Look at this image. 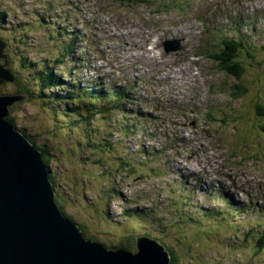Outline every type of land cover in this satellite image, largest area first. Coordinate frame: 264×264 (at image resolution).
Segmentation results:
<instances>
[{
    "label": "rangeland",
    "instance_id": "1",
    "mask_svg": "<svg viewBox=\"0 0 264 264\" xmlns=\"http://www.w3.org/2000/svg\"><path fill=\"white\" fill-rule=\"evenodd\" d=\"M51 1L54 3L55 9L59 10V12L61 13V15L59 14L60 16H62L61 18L58 14H49L47 12L32 14L31 10H36L40 8L41 5L43 6L44 4H46L44 3L45 0H0V31L6 33L7 30H9V33H13V35L15 33L19 34L22 38L19 40L27 45L26 49L24 50L16 49V47H13L12 58L14 63L12 64V70L8 66L6 60L0 58L4 63L2 64L0 60V80H4L3 84L8 82L6 81L8 75L5 70L1 68V66H6V69L13 74L12 76L15 77L14 73L15 71H17L16 68L23 69L22 64L24 63H20V60L23 56H25L26 59H31L33 62L37 63H42V61L44 60L48 61V58L50 57L48 51V49L50 48V41L46 36L50 34L51 31L41 26L42 16L48 18L51 21L52 25L59 29L64 28V26H68L70 27V31H72L73 25L81 28L83 30V39L86 35V28L91 29V31L93 30L94 34L91 33V35L89 36L91 42H96L103 47H105L106 44L111 41V31H106L97 27L95 21H92L91 18L93 16L95 18L101 17H99L97 14L93 15L88 7H84L82 10L83 13L78 15H70L67 11H65L67 10V8H69V6H71L70 4L67 5V3H65L66 1L77 2L78 0H58V2H56L55 0ZM165 1L166 0H156V12L159 10L160 5ZM189 1L192 7H196L195 10L206 8L207 0ZM217 1L223 3V6H230L232 4L230 0ZM236 2H238V4L243 7H246V0H236ZM106 4H108L109 8L114 11V13L117 14L119 18L123 19L125 23L135 22V18L146 17V15L142 16V14L148 12L145 6H129L130 3H126V1L124 4H121V7L123 8H115L116 5L120 6V4L116 0H109L106 2ZM15 7L17 8L14 12L13 10ZM263 8L264 7H260V10L264 11ZM26 9H28L27 12H25ZM179 9L183 10V6H180ZM244 9L246 8H243L242 10ZM168 10L169 9L161 10L159 15L156 13L155 15L158 16V22L156 21V19L153 22L154 25H159L161 30L157 32V35L163 38V40L170 38L173 32L178 31L181 28L177 27L178 20L181 18H185V15L183 13L178 12L173 14V17L176 18L175 20L169 12L164 14ZM125 12L135 18L127 17L125 15ZM159 17L163 19L171 17L176 21V23L172 20H165L168 21L167 24L170 26L162 25V23L160 22L162 19L160 20ZM57 18H60L61 21H56ZM84 19L87 21V25L83 23ZM251 21L256 20L237 23L235 27H240V29L234 28L233 33L236 34L239 32V38L243 39V37L245 36V32H247L246 26ZM97 23L98 25H101L102 21L98 20ZM136 25L143 29H147L149 27V23L147 20H145V23H136ZM187 28L191 31L190 25L188 23L183 26V29ZM213 29L218 30V27L214 26ZM225 38L226 36L224 35L217 48V51L221 47L224 48L222 41H224ZM189 40L190 39H188V42ZM248 43L254 46L249 37ZM129 44L130 43H127V46H129ZM135 46H137V44ZM86 50L89 52L88 48H86ZM249 52L251 53L252 50H249ZM221 56V60H216L215 62L212 61L215 67H208L207 65L204 66L206 70H209L211 72L209 73V75H211L216 82H220L222 80L226 81V91L230 93L232 98V100L229 101V104L224 113V118L228 117L229 123L221 124L219 126V133L224 139L227 140L228 138H230L231 140H233L235 135H238V137H245L246 129V132L249 135V139L251 141V144L250 146H248L247 151L249 159L245 162L244 165H226L220 158V156H216V152L214 150L210 149L205 145V143L198 139L194 144H192V142L187 139L189 142V146L183 147V150L186 153L187 164H190L191 159H193V153H196V160L192 161L193 165H190V167L193 166L196 171H199V173L201 174L200 176L205 177L209 184L213 183L215 186L222 185L223 188H227L235 195L236 200L239 201L241 205L251 210L248 214L252 217V219H248V221L241 227V229H232L229 227L228 223L223 225L217 223L222 232V235L219 234L218 227L213 224L215 222L210 219H206L203 216L202 210L204 208L202 206V199L199 195H191L187 191H183L181 194H175L170 191L172 187L169 181L165 178L170 174L171 168H179V160L176 156H172L171 154L169 155V153L165 151H154L156 147V141L155 139H152V135L147 131H143L140 136H135L134 133L130 131L125 125H122L119 130H116L112 128L110 124L102 120L104 123L96 122L94 124V128H96L94 135H89L87 137L85 133H89L88 130H85L81 133V135L84 136L85 140H90L93 137H97L107 149L106 157L111 163H113L116 158H119V161L115 162L114 165L120 164L123 158L130 157L131 162L134 159L136 161L137 168H135L134 170L136 171L137 177L140 175V173H142L141 171H145V169L150 171L152 175H160L162 177L158 178L157 180L153 179L151 183L149 182L148 186L150 188V191L149 189L145 188V190L140 193L139 196L149 199V203L150 199H153L155 197L165 198V202L170 203V206L165 210V216L167 219L170 218L174 223L171 227V235L167 233L169 237L165 236L163 240H165L164 242L166 243L170 241L174 243V241H177L180 245L182 243L180 241L182 240L181 237H183L182 235H184L185 241H190L189 244H184L185 247L182 250L178 246L175 247L179 255H181L182 257L181 264H202V262L197 263L196 258L192 259L188 255V251L198 255L199 257L202 256L201 260H204L205 264H232L234 263V259L230 258V255L237 248L241 247L249 249L254 258L260 261H264V253L258 256L254 254V245L256 242L257 233H260V239H258V241L256 242V249L260 246L259 243L261 239L264 238V173L261 175L255 174V171L259 167V163L264 166V155L262 154L264 149V138L262 137V135L264 131L261 130L262 123L254 122L252 120V116L254 119H264L257 116V114H261L263 111L262 107L258 105L261 104V101L257 98V93L251 92V90L259 83V81L261 83L264 82V71L255 68L254 70H252L254 75L251 76L248 70L241 67L242 70H238L239 73L237 74L235 73L237 77L231 74L230 76H228L229 73L225 72V78L224 75L221 74L217 69L219 68V66L222 68V66L225 67L226 65L230 70H234V63L232 62L233 57L224 58L226 57V53ZM170 62H172L171 59ZM100 63L101 61L96 59V57L91 52H89L81 62V65L83 67H80V69L84 74L87 75V77H91L93 74L88 73L93 69H97ZM212 63L209 62V64ZM28 69L29 70L27 72L28 74H30L29 76L33 77L35 73L30 68ZM3 73H5V76L3 75ZM167 73L172 75L171 70H168ZM175 77L177 81L180 79L176 74ZM22 78L24 80V76ZM208 80L212 81L209 77ZM152 81H154V83L151 87L143 86V88H139L142 91H139L141 93L142 99H146L145 97L150 96L151 94L155 96L160 95V97L162 98L164 96V93L161 91L162 87L169 86L171 88H176L178 86L177 82H171L164 77H160L157 80V77L154 76V79H152ZM144 82H146V79L144 80ZM3 84H0V87ZM214 87L215 88L213 91L218 95L225 93L224 90H221L219 87ZM261 87L264 88V84ZM17 88L18 87L16 84L14 86L12 84H10L8 87L6 86L5 95H8V93H11L13 91L16 92ZM232 92H235L236 99L233 98ZM47 93L51 96L54 95L50 91V89L47 90ZM223 97L226 99L229 98L227 94L223 95ZM45 98L46 101L53 102V97L52 99H50L48 96ZM202 98H204L203 91ZM28 99H26L25 96H22L19 102H15L11 106L18 109V115H16L19 116L26 108L31 109L32 115L34 114V112H38V115H42L39 106H37L40 105L39 102H29ZM20 102L21 104L23 102L27 103L25 104L26 107L23 105H19ZM144 108L147 107L144 106ZM128 112L129 121L131 123L133 121V118L130 116L131 111L129 109ZM213 115L223 117V114L221 112H214ZM213 115L210 119L211 122H213ZM233 117H237L238 119L235 122H232ZM6 118L5 122L11 125V122H9V120H6ZM246 118L249 120V122L245 121ZM33 122L34 121L30 119V121H26L25 123L27 130H30L29 134L33 129L35 130L37 128L33 125ZM44 126L47 128L46 130H57V128L60 127L58 124H55L53 126L51 125L53 127L52 128L50 125H44L43 122V128ZM230 126H235V128ZM141 129L142 127H140L138 130L142 131ZM226 129L228 131H225ZM224 131L229 135H226ZM63 133L67 135L65 142L68 143L69 147L73 148V152L77 155L79 160H81V154L77 149H87L83 144V141L80 143V146L77 147L75 138L71 139L65 129H63ZM42 140L44 141V139ZM148 141H151L152 148L147 144H144ZM59 143L61 144V142ZM109 144H112L113 146L108 147ZM147 151H149L153 157L158 159L157 163H155V161H153V163H149L147 161L146 156H143V154L145 155ZM131 153L133 154L132 157L130 155ZM49 155L52 156V150H50ZM217 159H219L222 164L219 163ZM63 160L65 161L66 159L63 158ZM85 160L86 159H83L81 161L85 163ZM81 161H79L77 165L76 163H71L70 165H68L69 169H74L75 167L78 170V173L75 176L68 177L66 179L67 185L65 186L64 190L66 196L68 195L66 201L68 205V212L74 216L77 222L82 223L84 224V226L86 225L88 228H90L87 232L88 235H91V237L93 236L92 238H95L99 242H106L108 244H117L119 240L125 238L127 239V237L138 238L140 236H148L159 241V239L156 238L158 236V234H156L157 230L154 229L151 224L141 222L140 220H138V222H133V219H135L137 216L132 212L137 207V205L130 204L125 201L126 197H131L129 193H127L128 190H130L127 186H124L123 189L119 188L122 192V195L120 194L121 197L116 194V180L112 178L114 176L113 171L110 173V180H108L107 176L103 174V171L100 173L99 169L93 167L98 173L101 174L99 176V183H97L96 180H92V175L90 178H87L86 176L80 178L79 176L81 174H84L79 166V163L81 165ZM243 166L245 168L251 169V173L248 176L244 173V170L242 169ZM52 168H54V166H52ZM61 172L62 171L60 167L59 171L56 173V177L58 175H61ZM223 174L232 175L233 178L225 177L223 176ZM69 178L72 180H69ZM49 179L52 183L50 173ZM155 182L157 184H155ZM234 183H237L241 187L243 192L240 193L239 190L233 186ZM59 190L62 193L64 192L61 186L59 187ZM212 199L216 201L215 203H217H213V205L217 206L213 207L212 205H210L209 208L212 211H218L220 209L223 211V208H225L227 205V203L225 202V198L214 196ZM144 210L145 209L141 210L140 212L144 214ZM101 212H103L107 216V218H105L106 220L101 219ZM115 224H118L119 227H117ZM158 224L160 226H163L162 221L158 222ZM122 225L127 226L128 228H122ZM248 228L253 229L255 233V241L252 246L249 243V241H251V231H245ZM242 231H245V237H237V235ZM219 235L221 236L220 240H213L218 239ZM205 240L209 241L206 242ZM159 242L163 247L164 245H166L161 240ZM186 246H190L189 250ZM134 251H136V248L134 249Z\"/></svg>",
    "mask_w": 264,
    "mask_h": 264
},
{
    "label": "water",
    "instance_id": "2",
    "mask_svg": "<svg viewBox=\"0 0 264 264\" xmlns=\"http://www.w3.org/2000/svg\"><path fill=\"white\" fill-rule=\"evenodd\" d=\"M3 53L0 42L5 59ZM1 68L6 81L14 82L6 66ZM20 99L0 96V264H172L157 241L139 238L135 253L115 251L87 241L79 225L64 217L42 153L5 122Z\"/></svg>",
    "mask_w": 264,
    "mask_h": 264
},
{
    "label": "trees",
    "instance_id": "3",
    "mask_svg": "<svg viewBox=\"0 0 264 264\" xmlns=\"http://www.w3.org/2000/svg\"><path fill=\"white\" fill-rule=\"evenodd\" d=\"M116 1H122V0H116ZM126 1V3H130L129 6H135V7H143L144 5V0H124ZM3 19V18H2ZM4 20V19H3ZM43 21V19H42ZM51 22V21H50ZM3 34V33H2ZM4 36V35H3ZM16 40H18L19 42H21L19 39H17L16 37H14ZM21 43H24V42H21ZM206 53V52H204ZM236 51H235V47L234 46H229V49L228 51L226 52V57L224 58H229V57H233L232 58V62L234 63V70H230L228 66L225 65V67L222 66V69L223 70H227L226 72L229 73V75H235V77H237V73L238 70H242V68L246 69V65H243L240 64L237 60H236ZM213 60H221L222 59V56H218V55H215V57L212 58ZM27 59L26 57L23 59L21 58L20 60V63H24L22 64V67L23 69H20V68H16L17 71H13L14 75H15V78H16V81L15 82H7L5 84H3L1 87H0V96H7L5 95V89H6V86L8 87L10 84H12L13 86L16 84L17 85V90L16 92H11V93H8V96H25L26 99L29 100V102H39L40 105H37V106H40L41 108H43L44 110L46 109V111L48 113H50V105H61V107H58L59 109H56V111H52L54 114H53V123L55 125V122H54V119L57 120L55 117H56V114H58V112L65 116V117H69L70 116V113H75L73 112L70 107L68 106V108L70 109H67V103L69 100H73V99H76L75 97H71V98H67L69 100H66V101H62L60 99V97L56 96L55 99H52L50 98V95H48L47 93V90H49L50 88H52V85H53V82L54 81H57L55 78H54V70L53 68L51 67H47L46 66L44 68H37L35 70V74L33 75V77H30L27 72L28 70V67L30 66V63L26 62ZM2 64L3 61L1 60ZM10 62L11 64H13V58L11 57L10 58ZM242 67V68H241ZM12 69V67H11ZM33 71V67L31 69ZM34 72V71H33ZM236 73V74H235ZM24 76V80H23V77ZM44 84L43 86H41V84ZM49 97L50 99L53 100V102H48L46 101V98L45 97ZM128 98V99H127ZM133 98H136V96H133L132 94H130V92L127 90V93L125 95V101L127 103H132L133 101ZM132 100V101H131ZM27 102V101H25ZM23 102L21 104V102L19 103V105H23L25 106V103ZM18 107V105H17ZM26 107V106H25ZM61 108V109H60ZM58 111V112H57ZM10 114L8 115V117L6 118V120H9V122H11V126L15 129V130H18V131H21L25 137L28 139V141L34 146V148H37L38 151H40L43 155V162L44 164L47 166V169L50 173V177H51V180H52V183L54 185V190L56 192V205L58 207V209L60 210V212L64 215L65 218H68L69 220H72L76 223H78L79 225V229L81 231H83V234L85 235L86 238L88 239H92L93 241H97L95 238H92L91 235L89 236L88 235V230L90 228H88L86 225L84 226V224L82 223H79L75 220L74 216L71 215L69 212H68V205H67V196H66V193H65V186L67 185V182L65 181V179H63V177L61 175H58L56 177V173L59 171V168L58 167H63V166H67L69 167L68 165H70L71 163H76V165L78 164V161L77 160V156L74 154L73 156L69 157V153H70V149L64 147V142H65V133H63V131H59V129L63 126V124L61 123V126L59 128H57V130H46L47 128L44 126L43 128V122H44V125H52L49 118H45L43 117L41 114L38 115V112H34L33 116L31 114V109L29 108H26L25 110L22 111V113L17 116V112H18V109L14 108V107H11L10 108ZM17 114V115H16ZM131 114L133 115V109H131ZM34 117H32V116ZM29 116V117H28ZM42 117V118H41ZM30 119L33 122V125L36 126L37 128L33 131L30 132L29 134V131L30 130H27L26 128V121H30ZM88 120V119H87ZM38 124H37V122ZM58 121V120H57ZM64 123H68L67 120H63ZM70 122H74L73 120H70ZM51 126V127H52ZM76 126H77V123H76ZM78 127V126H77ZM53 128V127H52ZM90 127V121L88 120L87 121V124L84 123L82 126L79 127V130H69L67 133L69 134L70 138H74V137H78L81 135L82 132H84L85 130H88L89 133L87 134H91L94 130ZM33 135V136H32ZM44 139V141L42 140ZM44 143H42L41 142ZM92 140V138H91ZM53 144H57V147L53 146ZM58 142V143H57ZM61 142V144L59 143ZM92 143H94V141H91ZM95 144H97L95 142ZM62 146V147H61ZM60 151L63 153L64 157L63 156H60L59 157V149ZM72 149V148H71ZM50 150H52V156H50ZM95 151L96 148H94ZM97 154V152H95ZM63 158H65L66 160L64 161ZM91 159V157H87V160H85V163L82 161L81 162V165L79 163V166L80 168L83 170L85 165L89 162V160ZM93 165H96V164H100V160L97 159V160H93L92 161ZM126 163L125 164H121L119 167L121 168V170L123 171H120V172H127V168L125 167ZM130 165V162H128L127 166ZM52 166H54V168H52ZM77 170V169H76ZM130 172L134 173V170L133 169H129ZM61 171H62V168H61ZM78 172V170H77ZM75 170L74 172L71 174L70 177H72L73 175L75 176L76 173H77ZM104 172H108V168L107 169H104ZM84 174H81L79 177L82 178L83 176H86L87 178H90V174H86V172L83 171ZM55 176V177H54ZM57 180V181H56ZM69 180H72L69 178ZM61 186V188L64 190V192H60L59 190V187ZM59 193V194H58ZM93 211V210H92ZM100 217L102 220H106L105 218H107V216L101 212L100 214ZM117 227L118 224H115ZM124 226V225H123ZM121 226V227H123ZM154 226H155V229L157 230L156 234H158V236L156 238H158L159 240H161L162 242H164L165 240H163V238L165 236H168L167 235V229H165L163 226H160L158 225L156 222L154 223ZM86 227V229H85ZM125 228H128L127 226H124ZM93 229V228H92ZM128 230V229H127ZM126 230V231H127ZM166 233V234H165ZM183 236V235H182ZM169 237V236H168ZM177 237V236H176ZM126 239V238H125ZM122 239V240H119L117 242V244H108L106 242H100L101 244H103L104 246H106L107 248L109 249H118V250H126L127 252H131V253H135L136 251H134V249L136 248L135 244H136V240L137 238H130V237H127V239ZM182 240H180L182 243L179 245L177 241H174L173 242H164L166 245H164L167 249V251L170 253L171 255V258H172V264H181V255H179V253L177 252V250L175 249L176 246L180 247L181 250L185 247L184 244H189V242H186L185 241V238L184 237H181ZM99 242V241H98ZM182 245V246H181ZM189 250V247L190 246H186ZM188 255L193 259L196 258V262L197 263H200L202 262V264H205V261L204 260H201L202 259V256L199 257L198 255L196 254H193L191 252L188 251ZM233 264V263H232ZM243 264V263H241Z\"/></svg>",
    "mask_w": 264,
    "mask_h": 264
},
{
    "label": "bare ground",
    "instance_id": "4",
    "mask_svg": "<svg viewBox=\"0 0 264 264\" xmlns=\"http://www.w3.org/2000/svg\"><path fill=\"white\" fill-rule=\"evenodd\" d=\"M119 4H120V6H117L116 5V7L115 8H123V7H121V4H124L125 3V1L124 0H122V1H117ZM57 12V14L59 15H61V13L59 12V11H56ZM68 13H69V11H67ZM206 12H207V8H204V9H199V10H195V14L198 16V17H200V18H202V17H206ZM59 15V16H60ZM125 15L127 16V17H129V18H135V17H133V16H131L130 14H128V13H126L125 12ZM62 16H60V18H61ZM136 20L137 19H139V18H135ZM228 20L229 19H225V21H226V23H227V25L230 27V25H229V23H228ZM137 23H139V24H141V23H145V19H141V20H139V21H137ZM235 24H237V23H235ZM231 28V27H230ZM79 35H77V37H78ZM210 36H211V31H210V29L208 28L207 29V31L205 32V33H203V34H201V35H192V36H188L187 37V45L188 46H191V45H193V44H195V43H197V42H199L201 39H207V38H210ZM79 38V37H78ZM188 39H190L189 40V42H188ZM78 43H79V39H78ZM80 46L82 45L81 44V41H80V44H79ZM200 55H202V54H200ZM47 68V67H46ZM34 73H36L35 71H34ZM130 82L140 91V92H142L140 89H139V87H140V85H141V82L138 80V75L135 73L132 77H131V79H130ZM127 87V90L130 92V94H132L133 96H136V98H137V100L136 101H138V102H141V100H140V97H141V93L135 88V87H133V86H131V85H128V86H126ZM128 99V98H127ZM132 101V100H131ZM134 102V100L132 101V103ZM123 103V102H122ZM123 105V104H122ZM131 109H133V107L131 108ZM123 116H124V118H126L128 121H129V112H128V110H126L124 113H123ZM130 116L133 118V115L130 113ZM130 123V122H129ZM140 126L142 127V129L141 130H144V126H143V124H141L140 123ZM152 126V125H151ZM165 148V147H164ZM37 149V148H36ZM169 155H170V152H169ZM177 157V156H176ZM178 158V157H177ZM49 172V171H48ZM258 218V217H257ZM85 239L86 240H88V241H91L92 243L94 242L92 239H88V238H86L85 237ZM113 250H115V251H117L118 249H113Z\"/></svg>",
    "mask_w": 264,
    "mask_h": 264
}]
</instances>
